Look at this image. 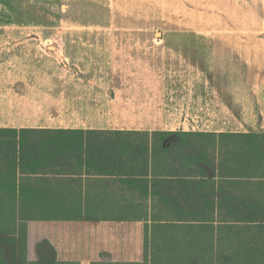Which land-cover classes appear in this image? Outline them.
Listing matches in <instances>:
<instances>
[{
	"label": "crops",
	"instance_id": "1",
	"mask_svg": "<svg viewBox=\"0 0 264 264\" xmlns=\"http://www.w3.org/2000/svg\"><path fill=\"white\" fill-rule=\"evenodd\" d=\"M202 4L210 7L209 0ZM2 5L22 7L0 9V17L16 18L0 22L2 28H112L139 26V13L141 21L145 13H160L162 0H0ZM184 13L182 20L194 25L191 13ZM238 40L70 36L58 52L79 74L88 73V82L68 76L60 84L0 90V128L83 131L64 135L76 141L70 146L42 152L50 158L41 161L39 174H17L15 237L26 241L18 264H38L42 241L53 248L54 264H264V228L236 222L264 220V197L257 196L264 182L164 177L151 155L152 173L114 174L128 166V151L86 141L98 138L87 131L252 134L234 128L233 101L220 102V51L240 58ZM24 111V119L14 118ZM193 187H216L215 195H194Z\"/></svg>",
	"mask_w": 264,
	"mask_h": 264
},
{
	"label": "rangeland",
	"instance_id": "2",
	"mask_svg": "<svg viewBox=\"0 0 264 264\" xmlns=\"http://www.w3.org/2000/svg\"><path fill=\"white\" fill-rule=\"evenodd\" d=\"M202 1L162 0L160 13H145L144 21L140 20L139 13L137 27H0V90L13 88L19 92L21 85L24 89L31 84H60L66 82L68 76L81 83L88 82V73L81 70L85 75L79 74V68L58 52L70 36H234L244 51L238 59H231V55L220 51V102L233 101L231 119L236 130L264 131V0H209L207 9ZM0 9L17 12L22 7L2 5ZM185 10L188 13L192 10L189 17L194 25L182 20ZM11 20L16 18L0 17L3 23ZM14 116L22 120L25 111Z\"/></svg>",
	"mask_w": 264,
	"mask_h": 264
},
{
	"label": "trees",
	"instance_id": "3",
	"mask_svg": "<svg viewBox=\"0 0 264 264\" xmlns=\"http://www.w3.org/2000/svg\"><path fill=\"white\" fill-rule=\"evenodd\" d=\"M75 133L83 131L0 128V264H18V250L26 244L24 238L15 237L18 213L16 207H20L13 201L17 197L20 180L17 174H39L41 161L50 158L48 153L43 157L42 152L57 151L64 146H70V143L76 141L63 137ZM86 134L98 135V138L86 139L97 149L128 151V166L114 168V174L136 176L152 173L153 168L149 170L151 155L152 159H157L159 170L164 177L183 179L186 176L193 181L213 183L231 179L264 182L262 130L246 136L210 135L203 138H197L195 135L183 136L178 132H155L149 135L148 132L134 131H87ZM117 158L122 159L118 155ZM124 163L123 161L119 164ZM138 165L141 167H136ZM215 188L193 187V192L194 195L199 192L209 193L212 197L215 195ZM257 191L263 190L258 187ZM257 196L264 197V193H257ZM215 222L210 220L209 227H215ZM236 222L250 228H264V220ZM19 231H22L21 228ZM36 254L38 264L55 263L54 250L47 241H42L36 246ZM260 254L263 259L264 251Z\"/></svg>",
	"mask_w": 264,
	"mask_h": 264
}]
</instances>
